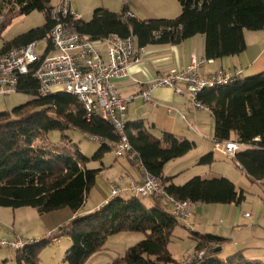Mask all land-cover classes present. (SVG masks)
<instances>
[{"label":"trees","instance_id":"16d2710c","mask_svg":"<svg viewBox=\"0 0 264 264\" xmlns=\"http://www.w3.org/2000/svg\"><path fill=\"white\" fill-rule=\"evenodd\" d=\"M56 1L7 0V4L16 9L17 16L38 11L45 14L46 23L5 43L0 56L12 48L43 40L55 26L50 11ZM178 1L181 13L174 19L127 18L130 11L125 3L120 13L96 9L92 19H82L76 29L91 41L113 35L133 37L139 48L179 45L202 35L208 61L243 54L247 49L245 31H264V0ZM9 25L5 24L0 34ZM18 93L30 94L33 99L12 111H0V207L34 208L40 215L69 208L77 214L105 168L104 157L114 150L120 135L110 122L96 116L88 118L75 96L65 92L39 94V83L32 72L20 77ZM198 99L214 118V141L230 140L244 145L233 159L235 164L251 182L264 181V70L205 89ZM71 129L91 135L92 140L99 139L100 149L91 159L77 146L69 150L48 145L49 132L65 133ZM126 134L142 165L132 164L141 172L145 170L159 178L166 192L176 199L194 204L236 206L246 200L244 190L225 177L195 176L184 185H176L173 177L164 176L165 166L194 150L195 142L168 132L157 138L141 119L128 121ZM91 161H101L102 167L90 169ZM213 162L211 152L198 163L211 165ZM183 223L163 199L121 195L91 213L77 216L50 238L33 241L16 251V261L17 264H38L40 250L53 243L60 233L72 241L65 261L87 264L109 238L128 232L142 233L145 237L115 264H179L169 251V245L175 230ZM193 237L195 250H206L193 264H259L247 258L243 251L224 258L218 249L228 241L226 238L197 232Z\"/></svg>","mask_w":264,"mask_h":264},{"label":"built area","instance_id":"2783aa9c","mask_svg":"<svg viewBox=\"0 0 264 264\" xmlns=\"http://www.w3.org/2000/svg\"><path fill=\"white\" fill-rule=\"evenodd\" d=\"M124 1L127 4L128 0ZM73 2L74 0H57L50 11V18L55 26L43 40L12 48L0 56V97L17 94L20 77L32 72L39 83V94L42 96L54 92L71 94L82 104L88 118L100 117L114 126L120 135L113 150L117 158H126L130 163L142 165L136 159L126 134V111L131 100L142 98L151 102L154 90L169 88L179 96H186L194 110H208L198 99L200 93L244 75L241 68L203 74L202 68L209 61L193 56L187 68L162 74L152 80L138 96L122 98L114 81L129 76L130 68L139 63V54L144 52V48L137 49L133 37L113 35L103 40L105 50H99L91 40L77 31L76 25L82 18L74 11ZM126 17L135 18V15L129 12ZM41 43L46 48L43 53L38 54ZM173 111V108H169L170 114ZM188 127L190 131L199 134L194 126ZM93 141L99 143L97 138H93ZM243 148L245 146L236 141L215 142V150L229 159H234L236 153ZM142 176L141 182H130L126 186L113 184L107 202L121 195L141 198L155 196L165 200L179 220H190L194 214V203L169 195L162 181L147 171L144 170ZM245 216L250 217L249 214ZM31 243L33 242L20 239L14 242L3 241L0 242V249L19 251ZM54 243L58 244L60 241L55 239ZM204 255L205 252L195 255L189 260L190 264Z\"/></svg>","mask_w":264,"mask_h":264},{"label":"rangeland","instance_id":"374dc122","mask_svg":"<svg viewBox=\"0 0 264 264\" xmlns=\"http://www.w3.org/2000/svg\"><path fill=\"white\" fill-rule=\"evenodd\" d=\"M135 1L137 0H128L127 3L132 5ZM124 4V0H74L73 9L84 21H90L96 9L104 8L119 13L122 11ZM138 4L143 5L146 15L151 17L147 19H170L169 17H176L175 13L177 10L181 12V5L178 0H138ZM140 19L144 20L143 18ZM7 23H10V25L0 34V49L5 43L12 41L14 38L32 29L42 27L46 23V16L38 11L30 15L17 16L16 9L14 10L11 5H8L7 0H0V31ZM245 34L249 42H251L252 38L258 36L257 34H262V31H245ZM45 48L46 45L41 43L38 48V54L43 53ZM32 99L33 96L26 93L0 97V111H12ZM152 130L156 136L161 134L156 129ZM64 135L66 138L63 137ZM91 137L89 134H83L78 130L71 129L65 133L51 131L47 135L46 141L49 146L57 147L58 149L74 150L77 146L86 157L91 159L100 149V145L94 142ZM190 137L194 139L193 136ZM193 152L191 151L185 155V159H182L184 161H180L181 158H179L166 165L164 172L169 176L178 175L176 178L178 185H184L188 181L186 180L185 182V179L187 177L192 179V175L199 174L203 178L213 177L212 171H208L211 168L205 167L209 165H200L198 163L199 160H196L200 159V157L197 158L199 151L194 150ZM215 156L213 165L211 164L212 168H226L233 177L240 175L241 171L236 168L233 159L226 158L219 152H215ZM104 162L107 169L100 173L97 184L87 198L83 208L84 212L88 211L87 213H91V211L106 203L100 204L105 197L107 199L110 198L109 185L111 182L125 183L120 182V165L127 167L129 170L132 169L131 163L126 158H117L114 151L106 154ZM88 166L90 169H97L102 167V162L91 161ZM201 170L207 172H202ZM131 172L134 174L135 171L131 170ZM262 184L264 185V182ZM254 188L258 191L262 188V185H255ZM258 193L254 190H247V193H245L246 200L240 206L232 205V210L229 212L230 215L228 217L218 213L213 219H203L202 224L197 226L198 230L196 231L203 234L216 235L218 231L223 232L227 229L228 237L234 239L228 244L237 242L240 245H256L253 253L259 257V264H264V194L262 196ZM107 194L109 195L107 196ZM246 214L251 215L252 218L246 217ZM258 214L261 215L260 222L254 226L253 219ZM77 216L79 215H75L69 208L40 215L34 208L12 209L0 207V242H14L18 239L24 242H33L50 238L53 234L58 233L60 228L70 224ZM221 219L224 221L226 219L229 220L228 227L225 225L223 227L219 226ZM237 225L239 226L237 227ZM181 229L175 231L174 239L169 249L179 264H190L189 260L201 252L206 253V250L196 251L194 243L190 239V236H193L192 232L189 233ZM60 235V233L57 235L60 243L50 242L40 250L38 264H68L65 261V255L66 251L71 247L72 241L67 235ZM144 237L145 235L142 233L128 232L115 235L108 239L101 251L96 252L89 258L87 264H115L117 259L122 258L129 248L138 244ZM221 255L224 258L227 257L225 252H221ZM0 264H17L16 251L9 248H1Z\"/></svg>","mask_w":264,"mask_h":264},{"label":"crops","instance_id":"0c3cea01","mask_svg":"<svg viewBox=\"0 0 264 264\" xmlns=\"http://www.w3.org/2000/svg\"><path fill=\"white\" fill-rule=\"evenodd\" d=\"M128 9L138 19L143 18L144 20H147V18H151L148 15H146V10L143 8V5L138 4V0L135 1L132 5L128 4ZM180 13L181 12L180 11L178 12L177 10L175 16L178 17ZM169 18L174 19L172 17ZM262 34H257L258 36L252 38L251 42H249L245 34L247 49L243 54L235 57H227L221 60H210L202 68V73L214 74L220 70H233V69L241 68L244 70V76H250L263 71L264 70V31H262ZM92 42L94 46L99 50L102 51L105 50V45L103 40L92 41ZM135 45L136 48L138 49L139 46L137 44L136 39H135ZM193 56L197 57L198 59H205V37L202 35H198L196 37L188 39L179 45H149L144 48V52L139 54L140 61L139 63L133 65L130 68L129 76L125 79L114 81V85L118 90L119 95L122 98L131 99L134 96H138L147 87V85L158 76L175 70H183L187 68ZM151 98H152L151 102H146L142 98H135L131 100L127 105L126 122L139 120V119L144 120L146 127L157 138H161L164 132H168L178 137H184L186 139L193 140L196 143V147L194 150L199 151L197 154L198 155L197 158L199 157L201 158L202 156L207 155L211 152L215 155V152L217 151L215 150V141H214V118L209 109L194 110L190 100L186 96H179L169 88H159L154 90L151 94ZM169 108H173L174 110L171 114L169 113ZM189 125L194 126L198 130L199 134L190 131L188 127ZM152 129L158 130V132H160L161 134L159 136H156ZM190 136H193L194 139H192ZM194 150H192V153H194L193 152ZM105 158L106 156L104 157V160ZM215 158L216 156L214 157V159ZM182 159L185 158L182 157L180 161H184ZM212 165L205 166L206 168L210 167L211 169L208 171H212L213 173L212 175L213 177H209L206 179L225 177L231 180L238 189L244 190L245 193H247V190H254L256 192H259L258 194H261L263 196L264 185L262 183L264 181L258 183L251 182L248 176L245 174V172L241 168L237 167L236 164H235L236 168H238L239 171H241L240 172L241 176L235 175L233 177V175H231L228 172V169L221 167L216 169V168H212L213 167ZM104 166L105 168L103 169V171L107 169L105 162H104ZM131 166H132L131 170L135 171L134 174L127 167L120 165L119 168L121 172L120 182H125L124 184H120V185L126 186L130 182L142 181L143 176L141 170L138 168V166H135L132 163ZM202 169L204 168L202 167ZM201 171L204 172L205 170H201ZM164 176L173 177L174 178L173 183L178 185L176 183V178L178 175L169 176L164 172ZM192 176L203 177L202 175L199 174ZM190 178L191 177H187L185 179V182L186 180L189 181ZM115 183L118 182L114 181L110 183L109 185L110 191H111V186ZM255 185H262L263 189L260 188V190L257 191L254 188ZM108 195L109 194H107V196ZM107 200H108L107 197H105V199L100 204L107 202ZM231 207L232 205L195 204L193 216L190 218V220L184 222L183 225L179 226L177 229L182 228L181 230L184 229L186 232L189 233L192 232V234L197 232L203 235V233L196 231L198 230L197 226L202 224V220L206 218L213 219L215 215L218 213L222 214L225 217H228V215H230L229 212H231L232 210ZM98 208L99 207H97V209ZM87 212L88 211L84 212L82 209L77 214L85 215L88 214ZM249 218H252V216L250 215ZM260 218L261 215L258 214L257 217L253 219L254 226H256V224H259ZM228 222L229 220L227 219L226 221L221 219L219 226L223 227L225 225L226 227H228L227 225ZM238 226L239 225H237V227ZM215 236L226 238L228 240L222 244L221 247L222 250L220 251V252H225V255L230 256L239 251H243L244 255L247 258L260 262L259 257L253 253V249L256 248L255 247L256 245H240L237 244V242L233 244H228L230 241L234 239H230L228 237L229 235L227 233V229H225L223 232L218 231ZM190 239L194 243V248H195L196 241L194 237L190 236Z\"/></svg>","mask_w":264,"mask_h":264},{"label":"water","instance_id":"95a60500","mask_svg":"<svg viewBox=\"0 0 264 264\" xmlns=\"http://www.w3.org/2000/svg\"><path fill=\"white\" fill-rule=\"evenodd\" d=\"M221 250H222L221 248L218 249V251H221Z\"/></svg>","mask_w":264,"mask_h":264}]
</instances>
